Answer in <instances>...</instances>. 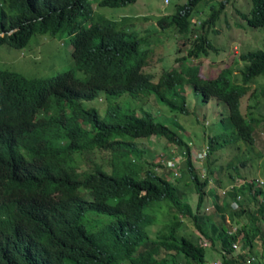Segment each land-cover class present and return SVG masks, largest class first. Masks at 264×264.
Returning <instances> with one entry per match:
<instances>
[{
  "label": "trees",
  "instance_id": "trees-1",
  "mask_svg": "<svg viewBox=\"0 0 264 264\" xmlns=\"http://www.w3.org/2000/svg\"><path fill=\"white\" fill-rule=\"evenodd\" d=\"M134 1L0 0V32L3 33L0 44L10 47L27 45L38 33L69 34L84 22V31L71 39L73 68L43 78L0 64V96L11 97L10 106L5 101L0 110V264H203L208 246L219 252L222 264H245L251 255L256 258L252 264H264L262 184L245 182L225 187L218 194L215 186H208L212 170L208 169V176L201 178L190 159L188 141L178 130L157 120L150 109L142 106L137 111L114 104L100 115L96 108L84 107L80 101L95 96L100 90L106 96L122 91L153 92L152 99L161 100L171 110L186 113V85L192 86L193 93L197 94H204L213 82L239 86L236 94L228 98L231 130L220 135L224 142H218L220 146L229 142L238 146L239 141L248 145L238 149L233 158L234 173L229 172L230 181L238 176L239 163L245 165L243 153L254 141L253 123L242 116L237 95L250 88L253 90L250 95H264V84L254 89L251 86L252 78L264 73V49L242 48L239 82L232 79L234 68L239 66H234L235 61L214 79H204L199 75L198 64H186L183 60L180 68L164 70L154 82L152 75L142 69L152 48H141V39L123 28L129 24L130 17L126 14L116 20L96 11V6L119 7ZM202 1L186 0L170 15L157 19L160 25H174L175 31L189 33L185 39L191 40L188 56L200 57L216 49L207 29L215 24L225 0H207L204 3L207 10L203 5L198 7ZM239 14L243 26L246 22L249 27L262 28L264 0H251L249 11H239ZM88 20L92 22L86 26ZM86 60L106 65L97 75V81L92 74L73 77V69ZM69 77L73 78L67 80ZM250 119L253 121L252 116ZM150 134L164 136L176 143L179 151L185 152L183 165L173 163L178 173L172 167L166 169L165 165L143 159L134 138ZM174 150L171 149L168 158L182 156ZM84 157L93 161L92 165L78 170L77 158ZM156 166L167 172L168 177L165 172H157ZM89 178L110 184L108 188L95 184L93 191L114 206L101 207L97 212L116 216L95 230L87 225L85 214L72 207V191L68 186L76 179ZM215 179L219 185L223 183L220 176ZM46 191L49 197L44 196ZM192 191L197 197L195 206L190 202ZM207 194H212V204L205 201ZM238 195L242 199L236 207L233 200ZM244 199L257 207L259 215H251V209L242 202ZM205 202L216 210L212 215L205 213V218L217 225V228L212 225L214 229L210 231L199 221V215H203L200 210L209 209H205ZM154 204L164 211L172 210V218L164 230L152 237L149 227L156 220L157 211L152 208L148 211V207H155ZM243 214L252 223L237 226ZM181 215L192 219L199 234L180 231L184 220ZM240 233L244 248L237 251ZM200 236L205 243L200 241ZM14 241L25 245L26 255L17 258L9 255ZM256 245H259L258 253ZM161 252L164 253L159 255Z\"/></svg>",
  "mask_w": 264,
  "mask_h": 264
},
{
  "label": "rangeland",
  "instance_id": "rangeland-1",
  "mask_svg": "<svg viewBox=\"0 0 264 264\" xmlns=\"http://www.w3.org/2000/svg\"><path fill=\"white\" fill-rule=\"evenodd\" d=\"M185 1L186 0H135L132 3L119 7H109L106 5L96 6V11L111 19L119 18L123 14H127L132 19V24L130 26L132 29L124 25L123 28L133 31L136 36L141 39V48H145L146 45L152 48L146 57L148 59L147 63L143 65V69L151 72L154 80L161 75L163 69H168L175 65V56H184L183 62L186 59L190 62H198L200 73L203 77L215 76L225 66L235 61L237 63L234 64V66L239 65L234 68L235 76L239 79V75L237 74L243 62L239 58L240 52L244 50L242 48L246 50L254 48L264 49V26H262V28L249 27L246 22V26L240 23L243 22V19L239 11L248 12L251 7V0H225L223 5L224 8L216 18L215 24L207 29L209 31L208 35L212 37L211 40L216 49H211L208 55H202L199 59L191 58L187 55V49L191 40H186L185 43L182 42V40L189 35L188 32H177L172 29L174 25H160L157 21L161 15H170L173 13L177 5ZM206 1L207 0H203L200 2L198 7L203 5L207 10L208 7L204 4ZM197 19L198 21L196 23H199L200 17ZM213 28H217L218 31H213ZM6 48L5 45L0 46V64L12 66L27 75L51 76L73 67L71 57L72 46L69 43L68 33L60 34V36L38 33L34 37H31L29 43L24 47ZM189 61H187V63H189ZM177 65L178 67L181 66L180 63ZM75 73L77 76H83L84 74L81 70H75ZM252 80L251 86H253V89L254 87H260L264 84V73L257 75L255 78H252ZM191 87L189 85L185 86L186 102L189 108V113L187 114L171 110L164 102L152 99L154 98L153 93L150 94V98L145 99L146 104L144 107L150 109L157 119L166 122L171 127L174 125L178 131H182L181 135L184 139L187 140L192 137L196 141V145L200 146L203 143L204 137L207 138L209 135L208 133L206 134V131H204V135L200 134V131L218 127L220 122L214 119V112L221 111L223 107L213 100L209 102L208 107H205L199 100V94L193 93ZM249 93L242 96V111L244 114L252 113L257 117H261V120L254 126L256 142L254 143V148H251V151H249L250 159L247 161L246 165H241L240 167V172L247 177L257 175L261 172L264 175V118H262L264 115V95H256L248 98ZM112 101L118 102L123 109L140 106L141 103V100L130 97L128 94H122L117 98L106 97L104 100L94 98L90 103L99 106L100 110H103V105ZM247 102H250L251 106L246 110L245 105ZM226 115L227 113L224 114V116ZM206 116L208 117V124L205 125L203 118H206ZM136 140L142 147L141 154L143 159L150 163L163 162L169 157L168 155H171L172 145L163 136L150 135L137 138ZM230 143L232 142L224 146H218V148L213 151L214 156L213 154L210 156L212 162L208 168L212 170L210 174L212 180L208 183L209 187L215 186L218 188L219 186H224L228 183L229 171L234 173L233 168H231L227 162L233 160L237 153V147L235 145H229ZM176 147L178 149L180 148L178 146ZM174 153L176 154V150H174ZM240 156L241 154L238 152V158ZM243 156H246V153H243ZM180 159L181 157L178 158V161ZM165 173L168 177L167 172ZM217 176L222 178L223 183H221V185H219L215 179ZM191 193L192 198L190 197V202L195 206L197 198L196 193L195 191L190 192V194ZM206 200L212 204V194L206 195L205 201ZM242 202L247 204L248 209H251V215H259L257 207H255L251 201L248 202L244 199ZM154 206L155 207H148V211L151 208L157 211L156 220L152 222L149 227L152 237H155L158 231L164 230L167 225L166 223L172 218V210L168 209L164 211L163 208L158 207L156 204H154ZM205 209H207L206 205ZM200 212L203 213V215H199V221H201V225L205 229L210 231L214 229L213 226L217 228L216 223H212L211 220L205 218V213L208 215L216 213L213 206L209 207L208 210H200ZM181 216H183L184 220L180 231H185L194 235L199 234L192 219L187 215ZM239 221L237 226L242 225L244 222H247L248 225L252 223L251 219L244 214L243 217L239 218ZM241 236L240 233L238 236L240 247H236L235 250L237 251L244 248L241 247ZM202 239L206 241L204 238ZM217 246L220 247L221 244L218 242ZM245 249L247 251L248 247H245ZM258 251L259 245H256L255 252L258 253ZM163 253L164 252H161L159 255ZM217 259H220L219 252H214L210 246L206 247V260L203 264H217ZM184 264L188 263L184 262Z\"/></svg>",
  "mask_w": 264,
  "mask_h": 264
},
{
  "label": "clouds",
  "instance_id": "clouds-1",
  "mask_svg": "<svg viewBox=\"0 0 264 264\" xmlns=\"http://www.w3.org/2000/svg\"><path fill=\"white\" fill-rule=\"evenodd\" d=\"M123 15H126V14H123ZM123 15H121L119 18H114V19L119 20L121 17H123ZM107 18H109V17H107ZM131 20L132 19L130 18L129 24H127V26H128L129 29H132V28H130V26L132 24L131 23ZM91 22H92L91 20L86 21L85 22V24H87L86 26L91 25ZM82 27H84V22H83V26ZM82 27H79L77 29H74V30H72L68 34L69 35V43L72 46V48H71V57H72V52H73V49H74V46H73V43H72L71 39L76 34H80L82 31H84V29H82ZM0 34H3V33L0 32ZM50 36H52V35H50ZM194 36H195V34L193 35V37ZM185 39L182 40V42L185 43V41H186ZM150 44H155V43H150ZM1 45H5L7 47L6 49H9L10 48V46H7V44H5V43L0 44V46ZM24 46L25 45H23L21 47H24ZM146 46H148V45H146ZM189 57L199 59L201 56L200 57L189 56ZM176 58H178V57L177 56L174 57V64L175 65L173 67L180 68V67H178L177 64L180 63V61L181 60H184V59L183 58H180L179 60H176ZM147 59L148 58H146V60ZM187 61H189V60L188 59L185 60V63L186 64L194 63V62H190V61H189V63H187ZM72 62H73V57H72ZM195 63L198 64V62H195ZM1 66H7L10 69L17 70L16 68H14L12 66H9V65H6V64H1ZM105 66L106 65L104 63L99 62V61H96V60H86V61H83L78 67H75L73 69V73H74V76L73 77H84L86 74H92V75H96L95 76V80L97 81V79H96L97 75L100 73V71ZM73 67H74V63H73ZM73 67H71V68H73ZM173 67H171V68H173ZM142 69H143V66H142ZM168 69H170V68H168ZM66 70H68V69H66ZM66 70H63V71L58 72V73H56L54 75H51V76H41V77H43V78L54 77V76L58 75L59 73H62L64 71H66ZM75 70H81L84 73L83 76H77L76 73H75ZM164 70H166V69H163L162 72ZM17 71H20V70H17ZM143 71L144 72H147V73H150L152 75V73L149 72V71H145L144 69H143ZM198 72H199V75L201 77H203V75L200 73V68L198 69ZM21 73H23V72H21ZM218 73L215 76L206 77L204 79H214L218 75ZM23 74H25V73H23ZM261 74H263V73H261ZM25 75H27V74H25ZM258 75H260V74H258ZM28 76H31V75H28ZM73 77H69L67 80H69V79H71ZM159 77L156 80H154L153 79V75H152L151 80L154 81V82H156V81H158ZM232 79L234 81H236V82H239L240 81V77L238 79L235 76V70H234V72L232 74ZM238 89H239V86H237V87H230V86L221 85L220 83H217V82H213V83H211L208 86V90H206V92L204 94H201V93L199 94V100L202 103V105H205V107H208L209 106V102L211 100L215 101L219 105H222V107H223V109L221 111L214 112V119L216 121H219L220 122L218 124V127L214 128L216 131L214 129H210V128L208 130L205 129V130H201L200 131V134H203L204 135V131H206V134L207 133L209 134L207 138L204 137L205 140L203 139V143L200 146H197L196 145V141L192 137L189 138V139H187L188 145H189V156H190V159H192L193 166L196 168V170L198 171V173H199V175H200L201 178H205V177L208 176V169H210V168H208V166L212 162L210 156H211V154H213L214 149H216V148H218V146H220L219 145L220 143H218V142H222L223 141V139H222V137L220 135L223 132L226 134L227 132H229L231 130L232 121H231V117L230 118L228 117L229 116V107H228L229 106V104H228V100L229 99L228 98H231L233 95H235L236 92L238 91ZM250 91L253 92L252 88H250L247 91L242 92L241 94L237 95V98H239V100H240V110L242 112V116L245 117V118H247V119H249L250 122H251V124L253 123L252 124L253 125V133L252 134H253V137H254V141H253V143L251 145H249L251 147L245 148V151H246V157H245L246 162H245V165H246L247 161L250 159L249 151H251V148H254V143L256 142V132L254 130V126H255V124H257L261 120V117H257L256 115L253 116L252 113L244 114L243 111H242V96L245 95V94H248ZM151 93H153V92L147 93V92L139 91L136 94H132V93H130L128 91H122V92H120L118 94H113L114 96H106L107 93H105L103 90H100L95 96H93L91 98H85V99H82L80 101H81V103H82V105L84 107H93V108H96L97 111H98V113L100 115H103L105 113L106 108L111 107V106H114V104H118L119 107H121V105L118 102H116V101H112V102H108L107 104L103 105V107H104L103 110H100L99 106L90 103L91 100H93L94 98H98L99 100H104V98H106V97H114V98H117V97L121 96L122 94H128L130 97H133V98H136L138 100H141L140 106L133 107L135 110L139 111V109L146 104L145 103L146 102L145 99H148V98L151 97L150 96ZM250 93L248 95V98L252 97V95H250ZM10 98H11L10 96H6V98L0 96V110L2 109V106L4 105V102L5 101H8L7 107L10 106V102H11ZM185 100H186V98H185ZM186 104H187V102H186ZM245 106H246V110L249 109L250 106H251L250 102H247ZM187 111L188 112H186L185 114L189 113V108L187 109ZM182 113H184V112H182ZM226 113H227V115L224 116V114H226ZM251 116L253 117V121H251V119H250ZM155 118H156V116H155ZM196 118H197V116H196ZM262 118H264V116H262ZM157 120H159V119H157ZM198 120H200V119H198ZM203 121H204V124L205 125L208 124V117L207 116H206V118L204 117L203 118ZM162 122H164V121H162ZM164 123L167 124L166 122H164ZM171 128L177 130V128L174 125H172ZM178 132L181 133L182 131H178ZM210 133L211 134L213 133V134L211 135ZM150 135H156V134H150ZM150 135H147V136H150ZM216 135L218 137L216 139H214V136H216ZM157 136H161V135H157ZM142 137H146V136H142ZM130 138L131 137H129V139ZM137 138H141V137H135L134 138V141L135 142H137V140H136ZM170 143L172 145L171 147L176 150V153H178V154H179V152L181 153V155H182L181 156V159L178 161V158H180V156L178 158L171 157V158H166L163 162H159V163L162 164V165H165V168L166 169L168 167H172L173 171L175 173H178L177 167L176 166H173V163L175 161H177L179 163V165H183V160H184V158H185L186 155H185V152H183L182 150L179 151L177 149L176 146H178V145L176 143H173V142H170ZM137 144L140 147L141 153H142V147L139 145L138 142H137ZM226 144H224V145H226ZM224 145H222V146H224ZM229 145H235L237 147L236 148V151H238V149H241L244 146H248L243 141H239L238 146H237V144H234V143H230ZM247 154H249V155L247 156ZM213 156H214V154H213ZM77 160L79 162V167L77 168L78 170H80L82 168H86V167L91 166L92 165V162H93V161H90L89 159H87V157H84L83 159L77 158ZM209 160H210V162H209ZM95 162H100V161H95ZM231 162L232 161H228L227 164H229V166L231 168H233L232 167L233 162L232 163ZM153 164H157V163H153ZM241 165L242 164L239 163V166H238V173L239 174H238V176H236L232 180L228 181V183H226L225 186H219L217 188V191L216 192L218 194H221L224 191V188L225 187H229L230 188V187H233V186H238L240 184L242 185L245 182H251L253 185H260V184H262L264 186V175H263L262 172L259 173L260 175L257 174V175H253L251 177H247L246 175H244V174H242L240 172ZM155 168H156L157 172L162 173V171L159 169L160 166H156ZM105 169L107 171H109L107 166L105 167ZM34 174L37 175V173L35 171H34ZM208 180L209 181L212 180V176H210ZM95 184H98V185L102 186L103 188H108L110 186V184H105V183H103V182H101V181H99L97 179H94V178H89V179H76L75 181H73V182H71V183L68 184V186L70 187V189L72 191V196H71V199H70L71 200L72 207H74V209H76L80 213H84L85 214V216H86L85 219H86L87 225L90 228L94 229V230L97 229V228H99L100 225L102 223H104L105 221L109 222L111 220L116 219V216H114V215L113 216H110L109 214L97 212V210L99 208H101V207H114V206H111L108 203H106L105 201H103L100 198H98V196L93 191V187H94ZM44 196L45 197H49L48 191H46V193H45ZM241 199H242V196L240 197L238 195L237 196V199L236 200H233V206L238 207L239 200H241ZM206 201H208V200H206ZM206 207H207V209L209 208V206L207 204H206ZM96 212L98 214H100V215L98 216L96 214ZM96 217H98L97 220L94 219ZM200 241L202 243H205V241L202 239L201 236H200ZM8 253H9V255L11 257L17 258V257H19L21 255H26V247H25V245L23 243L14 241L13 242V246H12L11 249L8 250Z\"/></svg>",
  "mask_w": 264,
  "mask_h": 264
},
{
  "label": "built area",
  "instance_id": "built-area-1",
  "mask_svg": "<svg viewBox=\"0 0 264 264\" xmlns=\"http://www.w3.org/2000/svg\"><path fill=\"white\" fill-rule=\"evenodd\" d=\"M233 245L236 247V244L233 243ZM237 246H238V245H237ZM255 259H256V258H254V256L251 255V256H249V257L246 258V260H245L244 263H245V264H252L253 261H255ZM217 261H218V262L215 261L217 264H222V262H221L220 259H217Z\"/></svg>",
  "mask_w": 264,
  "mask_h": 264
}]
</instances>
